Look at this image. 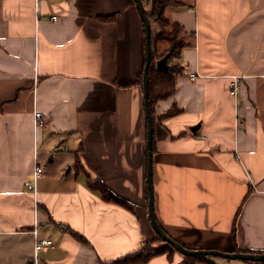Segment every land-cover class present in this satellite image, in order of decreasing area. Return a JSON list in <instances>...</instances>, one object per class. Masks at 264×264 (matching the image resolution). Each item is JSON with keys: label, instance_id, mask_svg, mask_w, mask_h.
Segmentation results:
<instances>
[{"label": "crops", "instance_id": "1", "mask_svg": "<svg viewBox=\"0 0 264 264\" xmlns=\"http://www.w3.org/2000/svg\"><path fill=\"white\" fill-rule=\"evenodd\" d=\"M180 1L165 10L189 43L175 91L155 103L156 217L187 247L264 253V0ZM145 43L135 0H0V264H28L36 238L54 242L38 264H105L156 237ZM184 260L174 249L139 264Z\"/></svg>", "mask_w": 264, "mask_h": 264}, {"label": "trees", "instance_id": "2", "mask_svg": "<svg viewBox=\"0 0 264 264\" xmlns=\"http://www.w3.org/2000/svg\"><path fill=\"white\" fill-rule=\"evenodd\" d=\"M146 5L151 3V10L146 13L150 19V22H155V30L151 33V48L152 59L149 70V89H150V107L152 111L153 120L155 122V103L161 99L166 98L173 94L176 89V79L179 72V67L173 62V59L178 57L182 49L189 43L182 35L183 26L180 22L172 21L165 15V10L168 7L176 6L181 3L180 0H143ZM145 27V25H144ZM164 41L167 44V48L158 52V43ZM170 53L169 64L170 69L168 71H161L157 68L156 62L165 54ZM146 63V60H145ZM144 69L141 73L139 82L143 84ZM147 131V122H146ZM154 145V138H153ZM93 187L99 189L105 199L123 203L127 206L128 202L122 200L114 192H112L106 185L100 181H96ZM164 228V227H163ZM176 239V238H175ZM164 240L160 235H156L154 239L146 243L139 250L119 259L107 262L105 264H139L149 261L152 257L168 253L169 256L173 253L174 249L171 245L167 244L162 248H153L155 241ZM177 240V239H176ZM239 251V249H235ZM182 264H210V261L206 260L203 255L189 256L185 255V260Z\"/></svg>", "mask_w": 264, "mask_h": 264}, {"label": "water", "instance_id": "3", "mask_svg": "<svg viewBox=\"0 0 264 264\" xmlns=\"http://www.w3.org/2000/svg\"><path fill=\"white\" fill-rule=\"evenodd\" d=\"M137 7L139 9L140 15L144 21L146 43H145V66L143 75V87H144V98H145V112L147 117V184H148V205L149 214L152 227L158 235L169 245H171L175 250L181 252L184 255L194 256V255H216L226 258H243L254 260L257 262H264V253L262 252H245V251H223L218 249H197L190 248L182 244L180 241L176 240L171 234L166 232L158 221L155 213L154 207V186H153V138H154V120L152 116V111L150 107V89H149V70L152 59V48H151V33L152 27L150 19L146 13V8L143 0H135ZM168 52L163 57L157 60L156 66L161 71H168L170 69ZM199 125L192 127L193 131L198 129Z\"/></svg>", "mask_w": 264, "mask_h": 264}, {"label": "built area", "instance_id": "4", "mask_svg": "<svg viewBox=\"0 0 264 264\" xmlns=\"http://www.w3.org/2000/svg\"><path fill=\"white\" fill-rule=\"evenodd\" d=\"M52 19H57V16H52ZM199 73H191L190 78L191 80H196L198 77ZM243 83V76L242 75H234L230 81V92L232 95H236ZM35 118H36V125H43L45 123V113L43 111L36 110L35 112ZM237 125L241 126L244 123L237 118ZM205 137V136H204ZM44 173V168L43 166L38 162L36 159V164H35V170L32 175V182L28 184V189L31 191L36 192L37 191V183L38 179L40 176ZM54 242L50 238H36L35 241V254L30 260L28 261V264H38V253L41 249H43L46 246H51L53 245Z\"/></svg>", "mask_w": 264, "mask_h": 264}, {"label": "rangeland", "instance_id": "5", "mask_svg": "<svg viewBox=\"0 0 264 264\" xmlns=\"http://www.w3.org/2000/svg\"><path fill=\"white\" fill-rule=\"evenodd\" d=\"M159 243V244H158ZM165 243V244H164ZM158 245H161L158 247ZM164 245H167L166 242H163L162 240H159L157 242V244H153V248H162ZM174 249V248H173ZM205 257H207L208 259H210L211 261H230L231 264H261L262 262H257L254 260H249V259H243V258H231V259H226L225 257H220V256H216V255H203ZM226 264V263H225Z\"/></svg>", "mask_w": 264, "mask_h": 264}]
</instances>
